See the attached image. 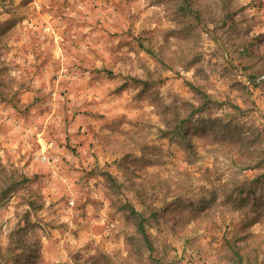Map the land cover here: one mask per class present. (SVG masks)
Instances as JSON below:
<instances>
[{"label": "rangeland", "instance_id": "obj_1", "mask_svg": "<svg viewBox=\"0 0 264 264\" xmlns=\"http://www.w3.org/2000/svg\"><path fill=\"white\" fill-rule=\"evenodd\" d=\"M261 230L264 0H0V264H252Z\"/></svg>", "mask_w": 264, "mask_h": 264}, {"label": "clouds", "instance_id": "obj_2", "mask_svg": "<svg viewBox=\"0 0 264 264\" xmlns=\"http://www.w3.org/2000/svg\"><path fill=\"white\" fill-rule=\"evenodd\" d=\"M143 85H141L142 87ZM253 247L259 245V251L252 252V264H264V230L260 231L259 236L256 238L255 241L252 242ZM244 264H249L247 257H245Z\"/></svg>", "mask_w": 264, "mask_h": 264}, {"label": "trees", "instance_id": "obj_3", "mask_svg": "<svg viewBox=\"0 0 264 264\" xmlns=\"http://www.w3.org/2000/svg\"><path fill=\"white\" fill-rule=\"evenodd\" d=\"M138 228H139V232L142 236V239L144 241V243L147 245V246H150L151 244V241H150V238H149V235L144 227V221L141 220L138 224Z\"/></svg>", "mask_w": 264, "mask_h": 264}]
</instances>
